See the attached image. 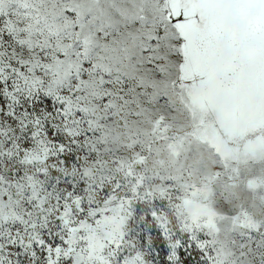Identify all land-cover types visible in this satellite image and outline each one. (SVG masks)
Here are the masks:
<instances>
[{
  "label": "snow or ice",
  "instance_id": "1",
  "mask_svg": "<svg viewBox=\"0 0 264 264\" xmlns=\"http://www.w3.org/2000/svg\"><path fill=\"white\" fill-rule=\"evenodd\" d=\"M138 224L264 264V0H0V264H152Z\"/></svg>",
  "mask_w": 264,
  "mask_h": 264
},
{
  "label": "rangeland",
  "instance_id": "2",
  "mask_svg": "<svg viewBox=\"0 0 264 264\" xmlns=\"http://www.w3.org/2000/svg\"><path fill=\"white\" fill-rule=\"evenodd\" d=\"M162 202L160 201H154L153 205L154 207L152 208V211L159 212L160 211V205ZM145 207V202H137V204L134 207V211L137 214H140L143 212V209ZM157 231V229L153 228L152 225L148 224H138V225H133V231L130 234V238L134 239L138 244L143 238L147 245V251L149 252L150 256L155 257V259L152 261V264H162L160 255L159 253V248H156L155 245L152 243V236L153 234ZM160 247H163L161 245ZM155 248V250H153ZM141 250H145V248L142 246ZM127 251V250H126ZM198 254L195 251L190 250L188 253H185L183 256V260L189 259V260H195L197 258Z\"/></svg>",
  "mask_w": 264,
  "mask_h": 264
},
{
  "label": "trees",
  "instance_id": "3",
  "mask_svg": "<svg viewBox=\"0 0 264 264\" xmlns=\"http://www.w3.org/2000/svg\"><path fill=\"white\" fill-rule=\"evenodd\" d=\"M199 260V257L197 256V258L195 260H189V259H185L184 260V264H197V261Z\"/></svg>",
  "mask_w": 264,
  "mask_h": 264
}]
</instances>
